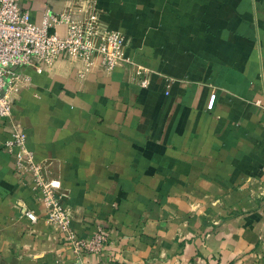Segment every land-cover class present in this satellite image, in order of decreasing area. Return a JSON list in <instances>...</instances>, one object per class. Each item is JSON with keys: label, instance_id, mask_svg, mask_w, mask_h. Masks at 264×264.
I'll return each instance as SVG.
<instances>
[{"label": "crops", "instance_id": "crops-1", "mask_svg": "<svg viewBox=\"0 0 264 264\" xmlns=\"http://www.w3.org/2000/svg\"><path fill=\"white\" fill-rule=\"evenodd\" d=\"M22 5L36 25L69 11L120 33L127 61L85 72L59 59L14 79L0 118V264H264V0ZM12 124L60 181L76 237L107 235L102 254H75L44 221L2 149Z\"/></svg>", "mask_w": 264, "mask_h": 264}, {"label": "built area", "instance_id": "built-area-1", "mask_svg": "<svg viewBox=\"0 0 264 264\" xmlns=\"http://www.w3.org/2000/svg\"><path fill=\"white\" fill-rule=\"evenodd\" d=\"M123 49L124 38L120 33L99 34L92 21L78 19L69 11L54 13L48 10L42 25H36L22 0H0V118L11 117L13 102L8 90L23 69L31 68L41 73L45 67L64 59L72 64L79 63L81 70L88 72L97 59L104 70L111 72L127 61ZM141 84L145 86L146 81ZM215 98V93L209 95L208 111L213 109ZM2 149L12 157L15 172L22 177L29 176L38 190L44 221L60 229L64 244L77 255L102 254L109 242L107 235L99 227L89 237H76L70 226L69 213L61 205L60 181L43 175L41 166L34 162L27 148L25 134L17 126L13 125ZM22 210L31 223L37 222L38 217L33 211L25 207Z\"/></svg>", "mask_w": 264, "mask_h": 264}]
</instances>
